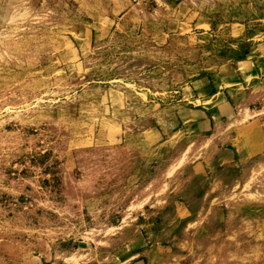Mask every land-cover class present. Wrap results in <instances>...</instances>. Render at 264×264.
<instances>
[{
  "label": "rangeland",
  "instance_id": "1",
  "mask_svg": "<svg viewBox=\"0 0 264 264\" xmlns=\"http://www.w3.org/2000/svg\"><path fill=\"white\" fill-rule=\"evenodd\" d=\"M264 264V0H0V264Z\"/></svg>",
  "mask_w": 264,
  "mask_h": 264
},
{
  "label": "crops",
  "instance_id": "2",
  "mask_svg": "<svg viewBox=\"0 0 264 264\" xmlns=\"http://www.w3.org/2000/svg\"><path fill=\"white\" fill-rule=\"evenodd\" d=\"M134 264H144L143 261H136Z\"/></svg>",
  "mask_w": 264,
  "mask_h": 264
}]
</instances>
